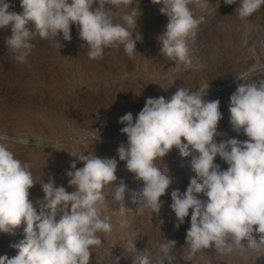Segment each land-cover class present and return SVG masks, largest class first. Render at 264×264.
I'll return each instance as SVG.
<instances>
[{
    "label": "clouds",
    "instance_id": "clouds-1",
    "mask_svg": "<svg viewBox=\"0 0 264 264\" xmlns=\"http://www.w3.org/2000/svg\"><path fill=\"white\" fill-rule=\"evenodd\" d=\"M151 2L163 3L160 11L169 18L157 38L161 55L191 66L187 39L196 34L205 19L196 18L189 7L194 0ZM223 2L231 5L236 0ZM262 5L264 0H241L235 13L243 19ZM21 7L22 14H17L9 11L8 0H0V28L11 26L7 44L20 63H27L35 48L32 41L37 37L53 43V47H59L61 34L63 41L70 42L73 25L87 44L91 60H102L105 49L113 46H122L132 58L137 43L143 41L137 30L142 14L139 0H21ZM236 79L243 83H238L230 96V124L233 131L248 138L246 141H216L215 137L223 135L217 131L223 117L218 99H204L209 84L197 91L179 86L169 99L149 97L135 122L131 112L118 121L125 125L120 131L127 136V143L117 149L119 160L125 161L134 179L143 184L133 197V202L139 204L137 211L146 209L156 216L161 213L164 202L160 198L172 179L168 171L158 167V159L173 148L181 157L191 158L195 178L190 179L186 191L173 189L170 193L176 228L185 223L191 209L185 239L189 261L210 247L225 256L245 247L255 250L264 245V81ZM9 143L27 145L29 140L0 132V233L14 234L17 227H25L24 239L10 245L17 254L13 258L0 256V264H89L93 247L102 244L98 233L110 234L113 227L111 217L104 215L102 208L107 186L116 182L111 194L117 202H123L121 214L127 210V185L123 180L118 182L117 160L69 153L75 160L66 176L74 190L69 193L50 177L41 183L44 196L34 204L29 190L37 182L31 166L16 158ZM53 147L61 150L58 145ZM217 156L228 165L226 170L214 163ZM78 162H83V167L77 168ZM129 244L134 250L133 242ZM176 244L166 239L160 248L162 254L155 258L145 247L133 264H165ZM105 255L108 264H120L121 257L115 256L113 249H106Z\"/></svg>",
    "mask_w": 264,
    "mask_h": 264
},
{
    "label": "rangeland",
    "instance_id": "rangeland-1",
    "mask_svg": "<svg viewBox=\"0 0 264 264\" xmlns=\"http://www.w3.org/2000/svg\"><path fill=\"white\" fill-rule=\"evenodd\" d=\"M18 1L8 0L11 4L9 11L22 14ZM239 1L227 5L223 0H194L189 5L196 18L205 12L209 3H214L216 10L221 11L220 21L207 18L203 23L205 34L194 35L202 40L201 47L198 46L200 49H195L196 45L190 42L192 39H187L191 66L161 55L157 38L165 30L169 18L160 11L163 3L153 4L151 0H139L142 14L137 20V30L143 41L137 43V52L132 58L124 53L122 46H113L105 49L102 60L89 59L88 46L79 38L74 25L71 26L70 42L63 41L61 34L59 47H53V43L37 37L32 41L35 48L27 63H20L14 59L15 54L7 44L12 34L11 26L0 28V132L29 140L28 145L9 143V147L17 159L31 166L37 182L29 190L33 203L43 198L41 183L48 182L50 177L69 193L74 190L69 187L66 176L75 160L69 154L72 152L115 158L118 182L123 180L127 185L124 199L127 210L123 214L120 211L123 202H117L111 194L116 182L105 189L103 214L111 217L113 227L110 234L98 233L102 244L93 247L89 264H108L106 249H113V254L121 257L120 264H133L145 247L155 258L162 254L160 248L166 239L175 240L177 244L168 253L165 264H264V245L255 250L245 247L225 256L210 247L198 253L192 261L187 260L185 239L191 209L185 223L176 228L170 193L173 189L186 191L190 179L195 178L190 167L191 158L181 157L173 148L157 160L158 167L168 171L172 183L160 198L164 203L160 215L156 216L146 209L137 211L139 204L133 202V197L143 184L134 179L126 162L120 161L117 154L120 144L127 143L126 134L120 131L125 125L118 122L119 118L131 112L135 122L147 98L163 96L169 99L179 86L197 91L209 84L204 99H218L223 117L217 127L218 133L223 135L215 137L217 142L227 138L248 139L243 133L233 131L230 124V96L237 86L224 90L218 88L238 84V76L244 77L248 83L264 81V5L247 19H241L235 13L241 6ZM236 23L242 24L246 35L251 37L247 38L251 40L247 46L237 47L232 40L238 30ZM73 27L75 31H72ZM53 145H58L61 150L57 151ZM214 163L222 170L228 167L219 156ZM80 167L83 162L77 163V168ZM20 230L14 229V234L0 233V256H15L16 250L6 245L24 235ZM129 241L135 245L134 250H130Z\"/></svg>",
    "mask_w": 264,
    "mask_h": 264
},
{
    "label": "bare ground",
    "instance_id": "bare-ground-1",
    "mask_svg": "<svg viewBox=\"0 0 264 264\" xmlns=\"http://www.w3.org/2000/svg\"><path fill=\"white\" fill-rule=\"evenodd\" d=\"M241 4V1H239L238 2V5H240ZM21 4V0L20 1H18V3H17V5H20ZM15 7H17V6H15ZM21 9V8H20ZM192 10H193V12H194V9L193 8H191ZM201 16H203L205 19H204V21L198 26V28H197V30H196V34L197 33H201V35L203 36L204 34H205V32H204V30H203V23H205V21L207 20V18H209V17H211L212 19H218L219 20V18H220V16H221V11L218 9V10H216V5L214 4V3H209V5L206 7V9H205V12H203V13H200L198 16H197V18H199V17H201ZM223 17V16H222ZM234 17V16H233ZM235 18V17H234ZM247 19V18H246ZM217 20V21H218ZM220 21V20H219ZM240 22V21H239ZM257 24V23H256ZM240 24H238L237 25V23H236V26L238 27V30H237V32H236V34H234L235 36H234V38L232 39L233 41H235V44H236V46L237 47H240V46H247L248 44H249V41H251V40H249V39H251V37H249V36H247L246 35V32H244V27H242V24H241V26H239ZM74 26V25H73ZM236 27V28H237ZM250 29V28H249ZM72 31H75L74 30V27H73V30ZM259 33H261V32H259ZM258 35V34H257ZM201 36V37H202ZM249 37V39H247ZM188 39H192L190 42H191V44H195L196 45V48L195 49H197V48H199L198 46H200V45H202V40H201V38H196V37H194V36H192V37H190V38H188ZM226 41V40H225ZM82 42V41H81ZM201 47V46H200ZM200 49V48H199ZM249 49V48H248ZM203 50V49H202ZM1 55V54H0ZM251 55V54H250ZM237 62V61H236ZM257 64V63H256ZM244 65V64H243ZM231 71V70H230ZM262 72H264V71H262ZM231 75H232V73H231ZM235 76V75H234ZM238 81V80H237ZM239 82V81H238ZM241 82V81H240ZM239 82V83H240ZM233 83V82H232ZM237 83V82H236ZM241 83H243V82H241ZM232 86V88L233 87H235V86H237V84H235L234 83V85L232 84H230V86H222V87H218V88H220L221 90H224V89H227V88H229V87H231ZM212 89H210V91H211ZM213 92H215V91H213ZM44 93V92H43ZM211 93H212V91H211ZM214 94V93H213ZM213 96V95H212ZM215 96V95H214ZM12 132V131H11ZM112 134V133H111ZM15 145H16V143H15ZM18 145V144H17ZM21 145V144H20ZM28 145V144H27ZM14 146V145H13ZM24 148V147H23ZM169 220V219H168ZM21 228V232H24L23 231V229H24V227H17L16 229H20ZM183 231V230H182ZM15 239V241H14V243L13 244H15V243H17V242H19L20 240H22V239H24V235L23 236H21V237H16V238H14ZM7 241V240H6ZM12 245V244H11ZM7 246V248H8V246L10 247V249L12 248V250H16V249H14L13 247H11L10 246V244H7L6 245ZM5 249V248H4ZM9 249V250H10ZM16 252V254H17V250L15 251ZM15 254V255H16ZM208 264V263H207Z\"/></svg>",
    "mask_w": 264,
    "mask_h": 264
}]
</instances>
